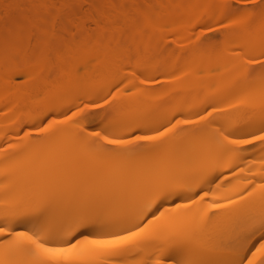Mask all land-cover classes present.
<instances>
[{
	"label": "bare ground",
	"instance_id": "1",
	"mask_svg": "<svg viewBox=\"0 0 264 264\" xmlns=\"http://www.w3.org/2000/svg\"><path fill=\"white\" fill-rule=\"evenodd\" d=\"M231 1L0 0V221L9 222L11 229L0 237V264H40L42 254L37 247L40 241L48 246L71 244L79 255L80 264H133L135 258H140L142 264H161L162 257L176 254L184 246L189 248L182 254L180 264H256L259 257L254 253L247 257L242 255L250 247L252 251L261 247L258 243L251 246L246 241V232L251 229L247 227L246 214L237 217L234 227L228 223L230 214L212 216L203 212L193 216V222L205 223L197 229L169 232L163 227L165 224L150 223L142 231L133 233V230L153 209L167 208L177 198L201 189H213L212 199L228 198L251 183L264 180V161L247 157L239 160L240 151L231 150L222 156L217 169L199 174L201 182L192 190H185L179 187L185 180L172 184L162 179L144 184L162 159L157 151L139 153L123 157L134 179L119 185L105 180L107 175L101 170V164L78 165L86 158L99 159L102 150L95 148L89 139H82L62 114L76 99L86 96L95 99L117 90L115 82L105 83L125 66H132L135 71L128 85L150 75L152 56L160 42H165L166 50L171 53L198 51L199 60L213 52V57L221 64L229 63L232 55L263 53L264 19L257 13L237 23L232 39L225 33L219 44L214 41L212 52L200 49L201 36L194 35L198 24L205 19L222 22L247 14L233 7ZM160 33L165 36L162 41L157 39L151 44ZM35 37L43 41L37 42ZM96 51L104 55V65L103 60L92 59ZM245 74L241 75L242 82L247 80ZM152 84L153 81L144 83L145 87ZM254 89L258 104L236 112L232 122L246 117L258 120L229 131L245 134L264 127V87L259 85ZM210 94L205 91L199 103ZM142 105L139 108L142 111L152 106L151 103ZM186 107L190 105L184 106V111ZM196 112L190 109L187 114ZM51 114L54 115L48 130L39 142L28 143L26 137L19 136L22 130L41 124ZM142 118L138 116L124 122ZM164 120L141 124L138 129L157 128ZM162 143L159 137L153 145L159 147ZM221 147L229 149L226 144ZM172 149L174 153L185 150ZM242 152L246 154L248 150ZM30 153H39L43 160L30 161ZM207 163L205 159L202 167ZM91 168L94 172L84 176ZM251 168L254 172H249ZM222 173L226 174L225 179L237 180L239 187L213 186L214 179ZM150 187L162 192L154 203L139 209L140 217L130 212L121 213L139 204L148 190L152 191ZM252 194L261 198L264 189ZM109 201L112 207L105 211ZM124 232L132 233L131 238L117 247L101 248L93 243L124 238L118 236ZM239 244L245 247L240 249ZM207 250L212 252L199 257L198 252Z\"/></svg>",
	"mask_w": 264,
	"mask_h": 264
},
{
	"label": "rangeland",
	"instance_id": "2",
	"mask_svg": "<svg viewBox=\"0 0 264 264\" xmlns=\"http://www.w3.org/2000/svg\"><path fill=\"white\" fill-rule=\"evenodd\" d=\"M243 2L246 4H241ZM231 4L235 8L245 10L247 14L222 22L205 19L198 24L194 35L201 36L202 48L200 49L212 52V43L215 41L219 44L225 33H228V38L232 39L237 23L243 17L250 18L257 13L261 20L264 19V4H259V0H257L259 6L253 5L250 0H233ZM164 37V33L156 34L151 44L154 45L157 39L162 41ZM34 39L40 43L43 41L41 38L35 37ZM253 56H264V52L241 56L232 55L229 63L221 64L213 57V52L210 56H204L199 60L198 51L189 54L171 53L166 50V43L160 42L158 50L152 56L150 75L142 76L134 84L128 85L135 71L132 66H125L105 83V85H109L115 82L118 85L117 90L95 99H89V96L83 97L81 100L76 99L74 103H69L70 105L66 106L67 109L62 114L70 125L75 128L79 136L81 134V138L89 139L95 148L102 150L99 159L96 157L86 158L78 165L88 164L94 167L101 164V170L107 175L105 180L110 179L111 182H117L120 185L134 179L129 173L131 167L125 163L123 157L157 151L161 153L160 166L153 169L152 173L145 178L144 184L155 183L162 179H167L172 184L182 183L181 181L185 180L184 183L179 184V187L192 190L202 180L198 175L207 170L217 169L222 156L231 150L240 151L239 160L247 157L252 161L263 162L264 140L253 139L260 135L261 129L245 134L229 131L234 127L239 128L258 120L246 117L236 123L232 122L236 112L249 110L258 104V99L253 93L255 89L250 86L249 79L254 67L249 57ZM92 59L98 62L103 60V65L105 64L104 55L102 57L98 51L94 53ZM243 72L246 73L244 77L247 80L245 82L241 81ZM147 81H153V84L145 87L144 83ZM104 86H101L100 90H103ZM205 91L211 94L204 97V101L201 100L199 103ZM106 97L107 102L105 103ZM93 102H99L101 107L93 109L91 107ZM143 103H151L152 106L142 111L139 108L143 106ZM186 105H190V107H186L184 111L183 108ZM190 109H195L197 112L188 115L187 112ZM215 110H218L219 113L211 114ZM53 115L48 116L39 125H32L22 130L19 136L26 137L28 143L39 142L45 136ZM138 116H143V118L124 122V120ZM150 116L155 117L150 119ZM160 120L164 121L157 128L138 129L141 124L156 123ZM185 121L188 122L185 123ZM145 135L152 137L158 135L162 138L163 143L156 147L153 145L156 138L152 142L139 138ZM109 140L117 142L108 143ZM249 140L251 142H245ZM223 144H226L229 149H223L221 147ZM78 145L80 144L78 143ZM172 148H185V150L174 153ZM244 150H248V152L244 154L242 152ZM12 155L15 156L13 148ZM169 158L172 161H166ZM33 159L43 160V157L39 153H30L29 160ZM205 159L208 163L202 167ZM93 172V168H91L84 176ZM249 172H254V170L251 168ZM225 175V173L219 174L214 179L213 186L218 185V188L221 189L239 187L237 180L225 179ZM260 188L264 189V180L253 182L228 198L217 199L210 198L213 189L198 190L190 196L180 197L170 202L167 208L159 206L155 210L153 209L138 222L133 233L142 231L150 223L165 224L166 226L163 227L169 232L204 227L205 223L203 222H193V216L203 212H209L212 216L230 214L231 218L228 223L234 227L237 226V217L246 214L248 216L247 227L251 228L246 232V241H249L251 246L258 243L261 247L258 251H252L250 247L242 255L247 257L254 253L255 257H259L256 264H264V255H262L264 254V238H262L264 237V228H262L264 225V196L258 198V195L252 194ZM149 189L152 191L148 190L139 204L133 205L121 213L130 212L136 217H140L142 212L139 209L154 203L162 192L152 187ZM127 192L136 193L131 189H127ZM133 195L135 198L137 197L136 194ZM123 196L131 198L129 195ZM118 197L122 196L118 195ZM109 198L114 201L112 195ZM111 205L112 203L109 201L104 210L110 211ZM125 216L121 215L120 217ZM113 221H115V217H113ZM220 225L223 226V224ZM129 234L132 233L124 232L118 236L125 237ZM244 247V244H239L240 249ZM188 248L184 246L171 256L180 262L182 254ZM210 252L212 251H200L198 255L201 257ZM160 262L162 264V260ZM133 264H142L141 259L135 258Z\"/></svg>",
	"mask_w": 264,
	"mask_h": 264
},
{
	"label": "snow or ice",
	"instance_id": "3",
	"mask_svg": "<svg viewBox=\"0 0 264 264\" xmlns=\"http://www.w3.org/2000/svg\"><path fill=\"white\" fill-rule=\"evenodd\" d=\"M250 2L255 5H257V0H250ZM259 4H264V0H259ZM250 62L254 65L252 72L250 73V81L251 87H256L257 85H260L264 87V56L261 57H249ZM258 65V67H256ZM118 87V86H117ZM105 103L107 102V97L105 98ZM91 107L93 109L97 107H101V104L99 102H93ZM87 118V116H85ZM78 122V121H77ZM188 121H185L187 123ZM141 140H149L154 138H159L158 135L156 137L152 136H141L139 137ZM253 139H260L264 140V128L261 129V133L259 136L253 137ZM115 140H109L108 143H116ZM246 143L251 142L245 141ZM171 195H179V193H172ZM165 199L167 196L164 197ZM87 227V225H85ZM262 228H264V225H262ZM9 231H11L9 227V222L7 221H0V237L5 236ZM21 235H24V233H21ZM255 235V233H253ZM28 239H31V236L27 237ZM131 238V235L126 236L124 238H117L114 240H106V241H93L95 246L101 247V248H110V247H117L120 244L126 242L128 239ZM264 238V237H262ZM34 243H36L34 241ZM37 247L40 249V252L42 254L41 262L40 264H80V258L79 255L76 252V249L71 245L66 246H48L45 241H40L37 244ZM162 264H180L179 261H176L173 259L171 255H167L162 257ZM242 264V262H241Z\"/></svg>",
	"mask_w": 264,
	"mask_h": 264
}]
</instances>
